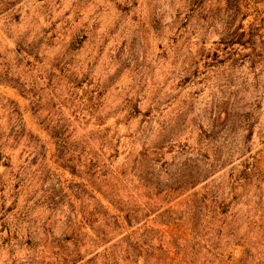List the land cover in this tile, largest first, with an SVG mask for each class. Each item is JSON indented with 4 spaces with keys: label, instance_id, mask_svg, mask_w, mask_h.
I'll list each match as a JSON object with an SVG mask.
<instances>
[{
    "label": "rangeland",
    "instance_id": "374dc122",
    "mask_svg": "<svg viewBox=\"0 0 264 264\" xmlns=\"http://www.w3.org/2000/svg\"><path fill=\"white\" fill-rule=\"evenodd\" d=\"M0 264H264V0H0Z\"/></svg>",
    "mask_w": 264,
    "mask_h": 264
}]
</instances>
